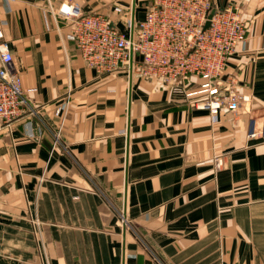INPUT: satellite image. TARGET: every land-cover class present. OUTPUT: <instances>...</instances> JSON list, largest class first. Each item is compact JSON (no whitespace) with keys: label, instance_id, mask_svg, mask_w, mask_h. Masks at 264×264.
Wrapping results in <instances>:
<instances>
[{"label":"crops","instance_id":"0c3cea01","mask_svg":"<svg viewBox=\"0 0 264 264\" xmlns=\"http://www.w3.org/2000/svg\"><path fill=\"white\" fill-rule=\"evenodd\" d=\"M61 1L0 0L38 108L0 127V264H156L150 253L164 264H264V136L248 135L250 118L264 119V0H232L247 7V40L217 83L236 78L251 95L236 114L186 96L201 76L182 89L86 65L52 11ZM71 1L125 29L133 1L138 18L147 0Z\"/></svg>","mask_w":264,"mask_h":264},{"label":"built area","instance_id":"2783aa9c","mask_svg":"<svg viewBox=\"0 0 264 264\" xmlns=\"http://www.w3.org/2000/svg\"><path fill=\"white\" fill-rule=\"evenodd\" d=\"M145 5L143 15L133 24L130 16L125 29L117 27L107 14L85 11L71 0L61 1L52 11L68 25L66 37L77 46L85 64L97 72L124 69L129 76L135 72L182 89L190 76H201L204 80L199 88L185 90L186 96L204 95L197 101L199 107L216 112L225 106L235 114L251 108V95L238 90L236 78L230 80L229 87L217 83L229 58L244 48L247 40L250 18L243 2L150 0ZM116 11L121 8L116 7ZM35 90L22 86L20 71L0 27V127L37 113L36 99L29 95ZM59 109L62 122L69 109V88ZM26 124L28 133L33 134L30 118ZM248 135L264 136V119L251 117ZM213 160L221 169L225 155L215 153ZM118 217L123 228H133L124 208L119 209ZM150 256L156 264H164L153 253Z\"/></svg>","mask_w":264,"mask_h":264},{"label":"water","instance_id":"95a60500","mask_svg":"<svg viewBox=\"0 0 264 264\" xmlns=\"http://www.w3.org/2000/svg\"><path fill=\"white\" fill-rule=\"evenodd\" d=\"M150 0H147V1H140V2H138V4H142V3H144V4H147L148 2H149ZM135 1H133V7H132V12H131V23L133 24V22H134V7H135ZM214 11V10H213ZM212 11V12H213ZM212 14H210V16H211ZM209 23V22H208ZM139 57V56H138Z\"/></svg>","mask_w":264,"mask_h":264},{"label":"rangeland","instance_id":"374dc122","mask_svg":"<svg viewBox=\"0 0 264 264\" xmlns=\"http://www.w3.org/2000/svg\"><path fill=\"white\" fill-rule=\"evenodd\" d=\"M137 18V17H136ZM136 18H134V20L136 19ZM139 18V17H138Z\"/></svg>","mask_w":264,"mask_h":264}]
</instances>
